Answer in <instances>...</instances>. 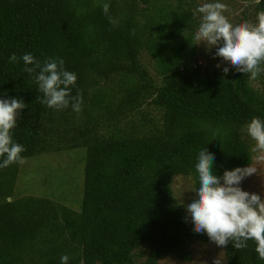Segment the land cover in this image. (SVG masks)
I'll return each instance as SVG.
<instances>
[{"label":"trees","instance_id":"16d2710c","mask_svg":"<svg viewBox=\"0 0 264 264\" xmlns=\"http://www.w3.org/2000/svg\"><path fill=\"white\" fill-rule=\"evenodd\" d=\"M250 1L251 11H264V0ZM197 7L198 0H0V98L27 105L12 130L21 155L84 151L77 207L17 194L18 164L0 169V264H60L63 255L68 264H158L167 255L188 260L189 243L211 242L193 231L170 182L189 175L198 188L203 147L218 176L247 166L252 140L244 129L253 117L264 120V96L232 66L226 75L201 71L193 59ZM26 53L41 64L63 59L77 76L71 94L83 96L79 113L41 103L34 74L22 60L9 62ZM247 243L223 247L225 264H264Z\"/></svg>","mask_w":264,"mask_h":264},{"label":"clouds","instance_id":"9594fccd","mask_svg":"<svg viewBox=\"0 0 264 264\" xmlns=\"http://www.w3.org/2000/svg\"><path fill=\"white\" fill-rule=\"evenodd\" d=\"M109 9L110 3L105 2L102 5L105 15H108ZM195 11L201 14V22L194 35L197 44L203 42L209 49L217 46L216 57L227 61L236 71L247 74L249 79L257 80L264 73V11L257 14L255 23L236 25L225 16L228 7L219 0L203 3ZM108 18L111 24L117 23L114 18ZM19 60L25 65V73L34 74L44 97L41 103L56 110L69 106L77 113L82 110V93L71 94L77 76L64 68L63 59L49 58L41 64L31 53L22 57L12 54L9 57L11 63ZM217 67L221 66L218 64ZM228 71V67L222 68L225 75ZM26 106L19 98H0V158H3L0 169L25 163L21 154L26 149L13 140L12 130L17 127V119ZM244 130L255 142L250 149L256 154L255 164L225 170L222 176H218L213 171L214 154L203 147L195 164L199 186L193 190L195 198L184 207L195 233L206 234L211 242L221 248L231 242L234 248L245 249L247 242L252 240L258 257L264 260V199L240 187L244 178L257 175L256 165L264 164V120L253 117ZM68 261L67 255L61 256L60 264H68ZM212 264L225 262L217 256Z\"/></svg>","mask_w":264,"mask_h":264},{"label":"rangeland","instance_id":"374dc122","mask_svg":"<svg viewBox=\"0 0 264 264\" xmlns=\"http://www.w3.org/2000/svg\"><path fill=\"white\" fill-rule=\"evenodd\" d=\"M209 1L211 0H198V6ZM219 2L227 5L228 11H226V17L233 25L242 22H256L258 13L251 11L252 2L250 0H219ZM241 18L244 19L241 20ZM197 30H195V33ZM193 44V59L199 64L201 71L204 68L207 72L214 70L222 71L223 67H228L230 70L231 65L227 61L215 56L217 46L209 49L203 42L197 44L195 39ZM218 64L221 67H217ZM247 78L249 83L264 96V85L260 81L261 77L255 81L249 79L248 75ZM254 143V141L251 142L252 147ZM68 151L69 154L65 152H50L25 158V163L18 164V174L14 185L15 193L49 196L57 198L60 202L72 207H77V195L80 192L84 151L80 148L69 149ZM255 155V153H252L249 164H255ZM256 166L258 167L257 175L254 174L244 178L240 187L242 190L256 193L264 199V164ZM170 188L172 191L171 197L174 202H180L185 206L195 198V192L193 191L195 187L193 186L192 177L189 175L179 174L173 176ZM72 190H74V194L67 195ZM184 211L186 217L189 218L185 207ZM188 246L190 251L188 260H181L172 255H167L161 257L158 260V264H212L217 256L225 262L223 248L218 247L214 242L196 241L189 243Z\"/></svg>","mask_w":264,"mask_h":264}]
</instances>
